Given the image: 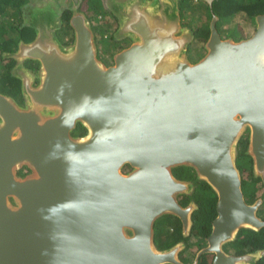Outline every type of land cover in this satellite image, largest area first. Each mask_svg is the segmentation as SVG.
<instances>
[{
  "label": "water",
  "instance_id": "95a60500",
  "mask_svg": "<svg viewBox=\"0 0 264 264\" xmlns=\"http://www.w3.org/2000/svg\"><path fill=\"white\" fill-rule=\"evenodd\" d=\"M211 8L213 0H203ZM180 0H114L115 38L131 43L98 58L91 20L70 8V43L58 20L36 15V36L11 54L40 64L37 87L20 65L24 105L0 94V264H184L183 243L159 249L154 225L173 215L187 234L192 189L172 169L192 168L216 195L207 244L213 264H257L264 248L223 246L258 231L261 199L245 200L238 144L264 182V13L249 37L223 38L211 15L205 54L193 62V30ZM106 3V2H105ZM45 11L44 9H41ZM80 123L86 134L71 132ZM129 166V170L124 168ZM29 170L24 176L19 171Z\"/></svg>",
  "mask_w": 264,
  "mask_h": 264
},
{
  "label": "flooded vegetation",
  "instance_id": "af4514ba",
  "mask_svg": "<svg viewBox=\"0 0 264 264\" xmlns=\"http://www.w3.org/2000/svg\"><path fill=\"white\" fill-rule=\"evenodd\" d=\"M113 1L114 0H109L110 3H112ZM72 6L78 7V10L86 12L85 11L86 0H27L25 3H22L18 7L16 16H9L8 14L4 15L0 13V94L11 97L20 106L24 105L25 99H24V93H23V88H22V80L18 74L19 67L20 65H22L29 71V73L32 75L31 77L32 85L34 87H37L39 84V80L36 75L38 73L40 64L37 60H33L29 58L22 60L20 62L17 58L12 57L11 54L17 53L19 51L21 42L29 43L35 38L36 33H37L36 32L37 28H36L35 23H38L40 21L38 20L36 15H37V11L41 9L50 10L51 14H53L55 19L58 20L59 29L57 28L56 34L59 33L60 35V33H62L63 35L62 39L61 37L58 36L60 41L64 43L70 42L71 38H73V31L72 33L67 32V29L64 25V15L67 12H70V15L72 14L70 10ZM180 17H181L182 25L188 26L192 30H194L193 25H190V26L187 25V22L189 21L187 18L182 17L181 14H180ZM110 18L112 20L110 21L108 20L109 21L108 24L110 25L111 28H113V31H115L117 28V23H116L117 21L111 15H110ZM254 29H255V24H253L252 33ZM113 33H111L110 37L104 34L103 39H106L108 42H112V41L117 42V45L115 46V48L111 49L110 52H108V51H103L102 49L98 47V58L102 60L106 65L113 64V60H112L113 55L116 52L120 51L121 49L127 47L131 43V40L128 38H122V39L115 38L113 36ZM95 36H96V43L98 46L100 35L95 32ZM222 37L228 38L224 36ZM205 41L203 42L202 41L200 42V40L198 41L199 44L201 43L199 45L200 47L199 53H201V50H202L201 54L197 55L198 53L197 49L196 50L194 49L191 51H189L188 49L189 56H192L190 57L191 61L195 62L199 60L205 54V50L203 48ZM195 42L197 41L194 38V41L192 43L194 44ZM192 43L190 44V46L192 45ZM86 132H87L86 129L80 123H77L75 129L71 132V135L74 137H82L86 134ZM124 170L128 171L129 168H127L126 166ZM26 173H29V170H27L25 167L24 169H21L19 171V175L21 176H24ZM175 177L192 183V189L187 190L185 193H182L181 195L177 197L178 202L182 206L191 207L190 228L187 234H185V232L183 231L182 221L179 218L173 215H168V214L163 215L159 219H157V221L155 222L154 240H155V237H157L156 230L159 228H162L164 231H166V234L171 235V236L173 235L177 236L178 231H179V236H177L174 243L170 244L167 247L165 246V247L160 248L158 246L159 243L158 244L155 243V244L159 249H166L178 243H183V247L180 248L177 254L178 259L182 263L184 264H213V260L215 258V255L213 253H209V252L202 253L201 255L198 256V258H197V255H198V252L203 247H205L207 244V237L209 236L211 232L212 221L216 217L217 213L210 221L209 233L205 236L197 234L196 233L197 230L195 229V224L196 222H198L197 220L199 216H201L202 219H203L202 216H205L204 213H199L200 212L199 203L201 201L198 200L197 197L198 196L201 197L203 193V192L199 193L198 192L199 190H197L199 186L198 184L199 181L196 178L192 179V178H180L178 176H175ZM204 186L201 185L205 193L207 191H205L206 188ZM257 199L262 200L261 204L259 205L257 209V215L264 219V205H263L264 196L258 197L256 198V200ZM215 212H216V203H215ZM242 230L244 229H241L238 232L235 240L228 242L223 246V249L225 250V252L234 254V255H239V254H244V253L249 252L248 248H246L244 252L239 253L238 248H235L236 247L235 242L237 238L243 236Z\"/></svg>",
  "mask_w": 264,
  "mask_h": 264
},
{
  "label": "trees",
  "instance_id": "16d2710c",
  "mask_svg": "<svg viewBox=\"0 0 264 264\" xmlns=\"http://www.w3.org/2000/svg\"><path fill=\"white\" fill-rule=\"evenodd\" d=\"M27 0H0V13L8 14L9 16H16L18 7L25 3ZM180 14L182 17H190V21L187 22V25H193L195 42L189 47V51L196 50L199 52V40L200 42L205 41L209 36V22L211 19L212 13L218 16L216 22L218 32L224 37H232L234 40H239L241 38L247 37L250 35L249 32H243L239 27L238 23L235 22V18L240 16L244 18V22L249 25L255 24V17L259 14L264 13V0H213L211 8L205 1H199L194 3L192 0H180ZM86 14L91 21L98 20V16L103 18L106 15H111L110 12H107L101 0H86ZM70 12H67L64 15V25L68 32L72 33V28L68 24V19ZM113 17V16H112ZM93 26V25H92ZM93 30L95 29L98 32H101V37L103 38V26L100 24H94ZM94 30V32H95ZM72 41V38H71ZM108 42V41H107ZM112 44V49L115 48L117 42H110ZM202 48V47H201ZM248 144V132L243 135L239 144H238V158L237 166L239 167L242 173V189L245 196V200L248 203H252L256 198L264 196V182L259 177L253 176L252 171V159L250 156L245 154V150ZM127 168L129 166L127 165ZM173 174L180 178H196V174L192 168L186 166H180L172 169ZM197 179V178H196ZM198 180V179H197ZM198 192H203L201 197H197L201 202L200 212L204 213L205 216H199L198 222L195 224L196 233L199 235H207L210 230V221L215 216V203L216 196L211 189V187L204 181L198 180ZM201 185L206 188L204 189ZM262 190V193H258ZM264 205V203H263ZM157 231V237H155V243H159L158 246L167 247L170 244L174 243L177 236H179V231L177 236L168 235L166 231L162 228H159ZM243 236L237 238L236 247L239 250V253H242L248 248L249 252L255 251L257 249L264 248V228H261L258 231L251 229L242 230ZM257 264H264V256L257 261Z\"/></svg>",
  "mask_w": 264,
  "mask_h": 264
},
{
  "label": "rangeland",
  "instance_id": "374dc122",
  "mask_svg": "<svg viewBox=\"0 0 264 264\" xmlns=\"http://www.w3.org/2000/svg\"><path fill=\"white\" fill-rule=\"evenodd\" d=\"M102 1V3H103V5H104V7H105V9H106V11L107 12H109L108 11V9L106 8V5L105 4H111L110 2H109V0H101ZM194 3H197V2H199V1H203V0H192ZM106 2V3H105ZM87 9H86V7H85V11H86ZM37 14L38 15H40V17H42L43 18V20L44 21H46V22H49V20H50V16H51V11L50 10H45V11H43V10H39V11H37ZM189 21H190V17H186ZM186 19V20H187ZM110 20H112L111 18H110V16L109 15H106V16H104L103 18H101L100 16H98V20L96 21V20H94V21H92V25L94 26V24H100V25H102L103 27V34H105V35H108V37H110V35H111V33H113L114 31H113V28H111L110 27V25L108 24L109 23V21ZM108 21V22H107ZM117 21V20H116ZM235 22H237L238 23V27L240 28V29H242V31L243 32H249L250 34L252 33V28H253V25L251 24L250 25V27L248 26V24L246 23V22H244V18H241L240 16H237L236 18H235ZM117 23V22H116ZM94 28V27H93ZM95 30V29H94ZM68 32V31H67ZM95 32L97 33V31L95 30ZM101 32H98V34L100 35V37H99V41H98V47L100 48V49H102L103 51H108V52H110V50L112 49V47H114V46H112V44H110V42H107V40L106 39H103L102 37H101V34H100ZM57 36H59V37H61V39H62V33H60V35H59V33L57 34ZM71 42V41H70ZM70 42H68V43H70ZM64 43V42H63ZM201 44V43H200ZM201 53H202V50H201ZM201 53H197V55L198 54H201ZM194 55H196V54H194ZM188 57H189V59H190V57H192V56H189V52H188ZM258 193H262V190H260Z\"/></svg>",
  "mask_w": 264,
  "mask_h": 264
}]
</instances>
